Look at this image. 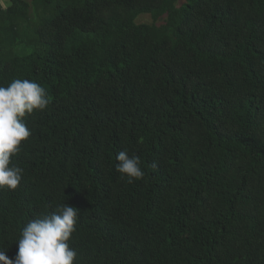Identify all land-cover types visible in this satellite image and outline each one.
<instances>
[{"label": "trees", "instance_id": "1", "mask_svg": "<svg viewBox=\"0 0 264 264\" xmlns=\"http://www.w3.org/2000/svg\"><path fill=\"white\" fill-rule=\"evenodd\" d=\"M180 1L0 10V85L51 99L25 118L19 186L0 188L10 259L30 220L67 204L74 264H264V0ZM120 151L142 179L116 171Z\"/></svg>", "mask_w": 264, "mask_h": 264}, {"label": "clouds", "instance_id": "2", "mask_svg": "<svg viewBox=\"0 0 264 264\" xmlns=\"http://www.w3.org/2000/svg\"><path fill=\"white\" fill-rule=\"evenodd\" d=\"M50 103L46 89L35 81L14 79L6 87L0 85V188L15 190L19 186L24 169L12 163V157L32 135L25 118L46 110ZM116 160V171L129 183L144 177L139 156L120 151ZM77 220L78 210L67 204L30 220L19 236L15 258L0 251V264H74L77 252L69 241Z\"/></svg>", "mask_w": 264, "mask_h": 264}, {"label": "rangeland", "instance_id": "3", "mask_svg": "<svg viewBox=\"0 0 264 264\" xmlns=\"http://www.w3.org/2000/svg\"><path fill=\"white\" fill-rule=\"evenodd\" d=\"M181 4L185 3V0H181L180 1ZM9 5V0H0V10H4L7 6ZM31 17L34 18L35 17V13L33 11V9L31 10ZM138 22L141 24H148L151 25L154 22L151 19L150 15H141L138 17ZM158 25L162 24V21L160 20L159 22H157ZM31 37L33 38V36L31 35Z\"/></svg>", "mask_w": 264, "mask_h": 264}]
</instances>
